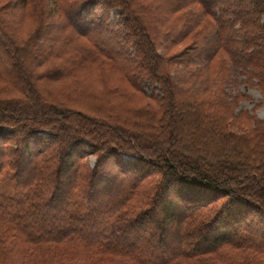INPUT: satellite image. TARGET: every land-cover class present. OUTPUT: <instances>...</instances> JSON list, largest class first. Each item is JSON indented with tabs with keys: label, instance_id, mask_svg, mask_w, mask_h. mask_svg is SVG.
I'll list each match as a JSON object with an SVG mask.
<instances>
[{
	"label": "trees",
	"instance_id": "16d2710c",
	"mask_svg": "<svg viewBox=\"0 0 264 264\" xmlns=\"http://www.w3.org/2000/svg\"><path fill=\"white\" fill-rule=\"evenodd\" d=\"M49 2L0 0V264H264V0Z\"/></svg>",
	"mask_w": 264,
	"mask_h": 264
},
{
	"label": "rangeland",
	"instance_id": "374dc122",
	"mask_svg": "<svg viewBox=\"0 0 264 264\" xmlns=\"http://www.w3.org/2000/svg\"><path fill=\"white\" fill-rule=\"evenodd\" d=\"M49 1L50 0H48V3H50ZM117 11H118V9L113 8L110 11V17H114V13ZM48 21H49V19L47 18V22ZM32 27H33V22L30 19H26L25 21L23 20L17 24V28H19L18 30L21 33V36H23V37H25L28 34L29 30ZM85 75H86V72H85ZM81 76L83 77V74ZM238 88L240 91L245 92L248 95L245 100L240 102V105L243 106L245 109H247L249 112L253 113L257 118L263 119L264 118V103L261 101L260 93L257 91V89L245 86L244 82H240L238 84ZM124 157H127V156H124ZM89 161H90V164H93L94 157L93 156L89 157ZM2 183L3 182H1L0 185ZM3 184H5V183H3ZM96 195H97V193H96ZM114 196L115 195H113V192H112L110 197H114ZM166 200H167V198L164 197L163 200H161V201L165 202ZM54 202H56V201H54ZM180 209H181V207H174V206H172L170 208V210L175 211V213L180 211ZM255 218L257 219L258 217L256 216ZM167 224H168V222H167ZM166 226H167L166 233H165L164 240H163L164 244L169 242L168 234L170 232V228H168V225H166ZM208 233L210 235H213L214 230L212 228H208Z\"/></svg>",
	"mask_w": 264,
	"mask_h": 264
}]
</instances>
